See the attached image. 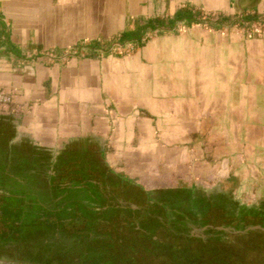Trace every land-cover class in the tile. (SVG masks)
<instances>
[{"label":"crops","instance_id":"1","mask_svg":"<svg viewBox=\"0 0 264 264\" xmlns=\"http://www.w3.org/2000/svg\"><path fill=\"white\" fill-rule=\"evenodd\" d=\"M0 123L16 142L91 178L69 181L56 195L28 181L26 192L0 199V227L34 235L33 211L46 206L61 218L58 237L67 244L80 222L100 243L122 228L110 240L116 246L120 234L142 232L141 224L115 225L106 204L89 202V184L121 186L144 206L186 188L229 191L257 205L264 201V0H0ZM28 197L36 206H25ZM208 231L203 238L181 229L176 240L205 244ZM16 240L0 238V264L32 257ZM152 258L132 254L131 263L157 264Z\"/></svg>","mask_w":264,"mask_h":264},{"label":"flooded vegetation","instance_id":"2","mask_svg":"<svg viewBox=\"0 0 264 264\" xmlns=\"http://www.w3.org/2000/svg\"><path fill=\"white\" fill-rule=\"evenodd\" d=\"M12 132L10 125L0 123L1 200L5 201L7 195L13 191L26 192L30 186L28 181L40 183L42 188L51 193V195H56L59 190L69 187L67 186L69 181L82 184L91 182V178L85 177L83 173H81V169L76 170L75 168H70L69 163L65 162L62 157L60 158L51 155L47 151L36 149L24 141L16 142L12 138ZM57 168L61 169L60 172H56L55 175H48L50 170L53 171ZM87 187L88 189L85 190L88 191L89 202L100 205L106 204L108 211L115 214L111 216L112 219L118 221L115 222V225L120 222L121 226L124 227H130L133 224H141L143 227L142 232L136 233V235H127L128 238L136 239V245H142L148 241L151 243L153 238H156V241L160 245L163 243H171L175 238H180L182 234L181 229L185 231L187 235L189 234V236H191L192 228L190 225L199 227L198 224L193 223V219L196 221L198 220L195 216L199 215V212L197 210L190 212L189 208L181 207L182 202L178 198L181 193L179 192L162 194L160 199L167 200L161 203L163 205L159 204L155 206L150 204L144 206L143 200L131 199L128 192L121 186L115 185L109 189L107 185L104 186L105 188L102 186L96 188L93 187L92 184H89ZM136 192L134 194L139 196L140 194ZM120 200L136 203L142 209L133 211L129 207L123 208L119 204ZM178 210H180V212H178ZM156 212L165 216L166 220L159 221L155 216ZM176 226L180 228V231L174 235L171 232L173 231V227ZM154 234H156V236H154ZM152 261L157 264L162 263V261H158L156 257H153Z\"/></svg>","mask_w":264,"mask_h":264},{"label":"rangeland","instance_id":"3","mask_svg":"<svg viewBox=\"0 0 264 264\" xmlns=\"http://www.w3.org/2000/svg\"><path fill=\"white\" fill-rule=\"evenodd\" d=\"M35 200L33 197H28L24 200L25 206L27 208L36 206ZM33 213V219L35 220L33 223L36 225H33L30 229L34 235H27L22 228L16 230L14 226L1 224V239L8 240L9 236L10 239L14 237L18 239L16 240V244H19L18 246L22 244L23 247L28 246L31 251H34L32 257L29 256L26 259L25 256L14 255L15 257L9 260L12 262L11 264H19V260L21 262L25 260L29 264H132L131 255H141V253L157 257L158 261H162L161 264H241L232 260L233 258H237V256L241 257V254L237 250L222 248L225 246L237 247L244 244V242L236 240L231 236L222 240H210L208 244H204L203 241L200 242L198 240L192 242V244L190 242L182 243V240H176L179 238H175L176 244L174 245L170 243L160 245L156 241V238H153L151 243L131 246L127 242V236L124 237L120 234L119 237L124 240V243L123 245L116 246L110 240L112 237L117 236L116 234L121 233L122 228H120V231L119 228L116 229L114 234L109 235L107 238L109 242L103 243L101 241L100 243L97 242L98 238L96 236L93 238L92 234L94 232L89 228V224L83 225L80 222L76 230H73L76 232V238L72 243L67 244L63 238L66 236L65 234L58 237L57 231H60V227L63 226L60 224L61 218L57 217L46 206L36 207ZM37 219H40L42 222ZM54 231L57 232V235L53 234ZM43 234L46 235L47 245L42 241ZM60 234L63 233L61 232ZM23 235L24 239H26L25 241L24 239L22 241ZM53 239L56 241H51ZM251 239L248 240V245ZM258 252V250L251 248L250 251H247V254L259 256ZM163 256L165 257L164 260ZM259 260L260 257H258ZM250 264L255 263L250 262Z\"/></svg>","mask_w":264,"mask_h":264},{"label":"trees","instance_id":"4","mask_svg":"<svg viewBox=\"0 0 264 264\" xmlns=\"http://www.w3.org/2000/svg\"><path fill=\"white\" fill-rule=\"evenodd\" d=\"M179 193H181L178 196L182 202L181 207L189 208L190 212H194V210L199 212V215L195 216L198 220L196 221L193 219L194 221H192L197 223L200 227L207 225H212L214 227L231 226L237 229H244L251 225H260L264 227V201L259 202L257 205H247L246 203L236 200L232 192L214 190L208 193L199 188H186ZM149 200L150 199H147V201ZM178 211L180 212V210ZM141 229L143 228L141 227ZM207 235L211 238V241L215 239L222 240L231 236L236 240L244 242L242 246L222 247L226 249L233 248L241 254V257L237 256V258L232 259L236 263L250 264V262H252L255 264H264L263 232L256 231L248 235H227L224 232L209 230ZM252 237L256 238L257 241L253 243L250 242L248 245L247 242ZM205 244H208V241H206ZM251 248L258 250L259 256L247 254V251H250ZM258 257H260L259 261ZM154 261H152V263H154Z\"/></svg>","mask_w":264,"mask_h":264},{"label":"water","instance_id":"5","mask_svg":"<svg viewBox=\"0 0 264 264\" xmlns=\"http://www.w3.org/2000/svg\"><path fill=\"white\" fill-rule=\"evenodd\" d=\"M131 208L133 209H139V207L137 205L131 204L130 205ZM216 230L218 232H224L226 234H230V235H247L250 232H255V231H263L264 232V227L260 226V225H251V226H247L244 229H237L235 227H225V226H220V227H214L212 225L209 226H205L202 228H197V227H193V231L191 232L192 236L195 237H203L205 238V232L208 230Z\"/></svg>","mask_w":264,"mask_h":264}]
</instances>
